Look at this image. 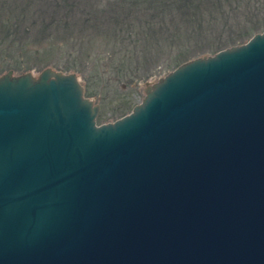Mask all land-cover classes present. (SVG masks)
<instances>
[{
  "label": "water",
  "instance_id": "95a60500",
  "mask_svg": "<svg viewBox=\"0 0 264 264\" xmlns=\"http://www.w3.org/2000/svg\"><path fill=\"white\" fill-rule=\"evenodd\" d=\"M98 112L75 74L0 77V264H264V31Z\"/></svg>",
  "mask_w": 264,
  "mask_h": 264
},
{
  "label": "rangeland",
  "instance_id": "374dc122",
  "mask_svg": "<svg viewBox=\"0 0 264 264\" xmlns=\"http://www.w3.org/2000/svg\"><path fill=\"white\" fill-rule=\"evenodd\" d=\"M148 1L0 0V77L11 71L13 76L31 73L37 78L46 68L75 74L85 97L99 108L98 126L128 115L144 98L147 86L183 63L239 45L264 29V0H222L221 8L206 5L198 10L204 29L200 38L168 51L166 41L155 40L159 29L165 36L173 31L185 35L199 31L197 23L166 13L161 23L156 6ZM256 5L261 9L256 11ZM136 16L146 23L133 20ZM223 17L230 23L212 24L211 19ZM115 19L123 22L122 36L132 31L131 45L117 44L113 30L120 28H114ZM69 38L78 40L77 47L71 49ZM141 51H149V58L134 59L132 52ZM87 52H92L90 57Z\"/></svg>",
  "mask_w": 264,
  "mask_h": 264
},
{
  "label": "trees",
  "instance_id": "16d2710c",
  "mask_svg": "<svg viewBox=\"0 0 264 264\" xmlns=\"http://www.w3.org/2000/svg\"><path fill=\"white\" fill-rule=\"evenodd\" d=\"M146 2L148 0H145ZM225 1V0H224ZM227 1V0H226ZM148 2L154 4L156 6V12L155 15L159 16L161 23H164V14H173L174 16H179V15H185L186 19L188 20L189 23L191 22H196L197 23V27L198 30L197 32H187L185 33V35H182L180 33H178L177 31H173L167 34V36H165V32L161 31L160 29L158 30V33L155 34V40L157 42L162 41H166L168 43L167 45V50L168 51H173V49H179V47H181V45L185 42H188L192 39H198L201 37L202 35V31H204L201 22H203L202 18H197V12L198 10H200L202 7L206 6V5H216V7H220L223 3L222 0H149ZM262 5H256L255 6V10L257 11L258 9H261ZM128 19V18H126ZM140 16H136L133 20H137V22L139 24H144L146 23L145 21H141L140 20ZM229 18L227 17H223L222 20H218L216 18L211 19L212 24H217L220 25V23H222L224 26L229 24ZM114 28H120L119 31L118 30H113V34L116 36V39L118 38L119 43L121 46H127V45H131L132 44V31L127 32L126 36H122L123 35V29L121 27L122 23H119L117 19L114 20ZM146 25H149L148 23ZM141 27V26H140ZM121 30V31H120ZM264 31V29H263ZM130 33V35H129ZM129 36H128V35ZM9 36H6L5 38H7ZM251 36H249L247 38V40L250 38ZM113 37V40H116ZM246 40V41H247ZM78 40L75 39L74 41L69 38L67 44L71 43L73 44L72 48L77 47V42ZM246 41H242L241 44L245 43ZM81 44H83V40H81ZM236 44H231L229 46H225V47H221V48H217L215 51H213L211 54H215L223 49L229 48L231 46H235ZM0 51H3L1 45H0ZM64 51V50H62ZM66 53V50L64 51ZM129 50H127L126 54L129 56ZM92 52H87L86 55L87 57H90V54ZM133 53V57L134 59L136 58H141L142 59H147L149 58L150 52L149 51H141V52H132ZM96 54H101V53H97ZM139 54L141 56H139ZM130 57H132L130 55ZM136 61V60H135Z\"/></svg>",
  "mask_w": 264,
  "mask_h": 264
}]
</instances>
